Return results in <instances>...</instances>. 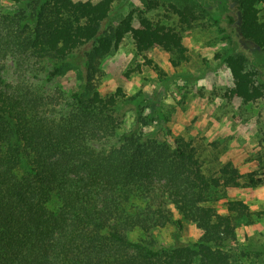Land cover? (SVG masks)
Instances as JSON below:
<instances>
[{"label":"trees","instance_id":"trees-1","mask_svg":"<svg viewBox=\"0 0 264 264\" xmlns=\"http://www.w3.org/2000/svg\"><path fill=\"white\" fill-rule=\"evenodd\" d=\"M208 21L226 43L223 97L264 102V0H0V264H264V241L239 237L264 209L230 194L258 172L147 129L140 92L98 85L127 36L145 65L163 50L177 67ZM10 63L29 76L9 78ZM69 73L70 88L56 82ZM168 225L167 245L129 236Z\"/></svg>","mask_w":264,"mask_h":264},{"label":"rangeland","instance_id":"rangeland-1","mask_svg":"<svg viewBox=\"0 0 264 264\" xmlns=\"http://www.w3.org/2000/svg\"><path fill=\"white\" fill-rule=\"evenodd\" d=\"M98 1V0H93ZM140 1V0H138ZM189 49V60L175 67L163 50L153 53L154 64L159 69L144 64L130 36L120 47L102 61L99 89L103 93L122 87L125 92H140L145 113L150 114L147 129H157L167 135H185L203 144L206 154L213 158L212 150L221 162L233 161L242 171L256 170L262 182L256 187H239L230 190L232 197H240L253 210L264 209V102L242 105L241 100H228L223 91L232 84L229 68L217 53L226 43L216 26L208 21L206 27H195L185 33ZM12 64L7 67V76L22 80L29 76L25 68L19 73ZM26 73V75L24 74ZM75 75L69 73L59 77L64 87L70 88ZM128 125H132L129 114ZM218 142L214 149L212 142ZM223 211L224 206L218 203ZM176 225H168L150 233L139 229L129 232L132 240L153 238L158 246L174 241ZM264 241V217L251 225L240 227V240ZM199 228L191 222L183 224L184 238L196 241ZM257 264V263H256Z\"/></svg>","mask_w":264,"mask_h":264}]
</instances>
